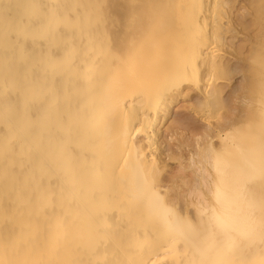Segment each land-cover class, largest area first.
<instances>
[{
	"label": "bare ground",
	"instance_id": "bare-ground-1",
	"mask_svg": "<svg viewBox=\"0 0 264 264\" xmlns=\"http://www.w3.org/2000/svg\"><path fill=\"white\" fill-rule=\"evenodd\" d=\"M234 1L0 0V264H264V0L244 114L162 136L214 123Z\"/></svg>",
	"mask_w": 264,
	"mask_h": 264
},
{
	"label": "rangeland",
	"instance_id": "rangeland-1",
	"mask_svg": "<svg viewBox=\"0 0 264 264\" xmlns=\"http://www.w3.org/2000/svg\"><path fill=\"white\" fill-rule=\"evenodd\" d=\"M236 1V2H235ZM234 2H233V4H234V6H233V10H235L234 11V13H232V18H233V21H234V24H236V27H237V29L235 28V30H236V34L234 35V38L233 37H230V39H233V40H230L229 38H228V40H229V42H227L226 44V46H228V48L232 51V52H234L232 55H229V56H227L226 58L227 59H225L224 61H225V65L226 66H230V67H233L234 68V70H233V72L230 74V75H225V76H227V78L225 77L224 79H222V78H220V84L221 83H223V84H221V87H220V97H219V102H220V106L222 107V108H220V110L218 111V112H216L215 113V119H214V123L213 124H205V123H202V122H195V125H197V126H195V129H197V130H195L194 128H192V130L193 131H196V132H194L193 133V131L192 130H190V126H188L187 124H181V125H175V124H173V122L172 123H170V121L173 119V117H174V115L176 114V113H180V112H182V113H186V114H188L189 115V111H188V108L184 105L185 103H187V101L185 102V103H183V104H181V105H183V106H181L180 105V107L176 110V111H174V113L172 114V118L169 120V125L168 126H170L171 124V126L170 127H168V128H164V130H163V134H162V136L164 137V138H166L165 139V146H168V144L170 145L171 143L172 144H177V146H179L181 149H186V150H184V152L185 153H187V152H189V153H192L191 152V150L189 151V148L190 147H188V145L187 144H190V143H188L187 141L189 140L190 141V139L192 140V141H196V139H198L199 137V139H200V141H199V143L200 144H203V145H201L202 146V150H206V148L208 149L211 145H215L216 143H215V141H216V138H215V136L213 135V134H215V132H216V130L217 131H219V129H221V131L223 132V130H224V128H225V125H227V123H228V121L231 119V116H232V110H233V108L235 109H237V111L240 109V111H242L243 112V108H244V111H246V109H247V107H246V97L247 96H245L246 94H247V91L245 92V90H246V88L245 87H247V82H249V81H246V80H248L249 79V77H248V74H249V70H251L250 69V67L248 66V63H249V59L251 58V60L252 59H254V55H255V51H253V49L255 50L256 49V47H257V45H258V40H260V33H261V31H259L260 30V28H261V26L262 25H259V24H261V23H259L258 22V20H257V15H255V12H256V8H257V6H256V3L257 2H259L258 0L257 1H255V0H235ZM244 2V3H243ZM255 2V3H254ZM247 3H249L250 5H253V4H255L254 6H256V7H254L255 9H253V8H251V9H253V12H252V10H250V12H247L245 9H247L246 7H248V5L249 4H247ZM253 3V4H252ZM235 5H237L236 7H235ZM243 6V5H245L244 6V8H242V7H239V6ZM249 5V6H250ZM244 9V10H243ZM244 13H247V14H244ZM252 12V13H251ZM237 13V14H236ZM257 13V12H256ZM237 17V18H236ZM236 18V19H235ZM255 18V19H254ZM262 29H264V28H262ZM261 29V30H262ZM238 30H239V32H238ZM256 32H258V33H256ZM260 32V33H259ZM238 33H239V35H238ZM255 34V35H254ZM259 36H258V35ZM258 36V37H257ZM255 37V38H254ZM259 38V39H258ZM227 40V41H228ZM257 42V43H256ZM236 47V48H235ZM254 47V48H253ZM252 51L254 52L253 53V55L251 56V54L250 53H252ZM251 56V57H250ZM249 57V58H248ZM228 58H230V59H228ZM229 61V62H228ZM248 62V63H247ZM233 64H234V66L236 67V70H235V67L233 66ZM236 64V65H235ZM239 64V65H238ZM228 66V67H229ZM238 66V67H237ZM249 67V68H248ZM237 68H239V70H237ZM252 71V70H251ZM229 76V77H228ZM246 77H247V79H246ZM223 81V82H222ZM246 84V85H245ZM243 85H244V87H243ZM240 87V88H239ZM243 87V88H242ZM234 88V89H233ZM244 91H243V90ZM248 90V89H247ZM222 93V94H221ZM248 95V94H247ZM223 97V98H222ZM225 97V98H224ZM230 97V98H229ZM194 98L195 97H193L192 99L190 98L189 99V102H192L193 100H194ZM223 100H222V99ZM227 98V99H226ZM229 98V99H228ZM224 99H226V100H230L229 102L228 101H226L228 104L225 106L224 105V103L222 102V101H224ZM236 99V100H235ZM223 103V104H222ZM226 104V103H225ZM246 107V109H245V107ZM185 107V108H184ZM232 109H231V108ZM235 109V110H236ZM230 110V111H229ZM235 110H233L234 111V114L236 113V114H239L240 112L238 111H235ZM222 111V112H221ZM243 114H244V112H243ZM231 115V116H230ZM191 116V115H190ZM229 116H230V118H229ZM222 117V118H221ZM226 117V118H225ZM228 117V118H227ZM232 117H234V115L232 116ZM196 119V118H195ZM227 119H228V121H227ZM223 121V122H222ZM227 121V122H226ZM218 122H219V124H218ZM198 124H200V125H198ZM184 127H183V126ZM210 125V126H209ZM220 125V126H219ZM221 125H224V126H221ZM180 126H182V127H180ZM201 126H202V128H201ZM174 127V128H173ZM178 127V128H177ZM188 129H187V128ZM207 127V128H206ZM219 127V128H218ZM224 127V128H223ZM171 128H172V130H171ZM176 128V129H175ZM180 128V129H179ZM205 128V129H204ZM167 129V130H166ZM173 129H175V130H173ZM185 129H187V130H185ZM199 129L201 130V131H199ZM170 130H171V132H170ZM183 130V131H182ZM213 130V131H212ZM174 131H176V132H174ZM182 131V132H181ZM185 131H186V134H185ZM192 131V132H191ZM173 132V133H172ZM198 132V133H197ZM181 134V135H180ZM188 134V135H187ZM204 134V135H203ZM189 135H191V136H189ZM198 135H200V136H198ZM203 135V136H202ZM206 135V136H205ZM213 135V136H212ZM167 136V137H166ZM186 136V137H185ZM212 136V137H211ZM190 137V138H189ZM208 137V138H207ZM185 138V139H184ZM187 138V139H186ZM201 138H202V140H201ZM169 139V140H168ZM166 140H168V141H166ZM185 140V141H184ZM211 140V141H210ZM213 140V141H212ZM171 141V142H170ZM173 141V142H172ZM170 142V143H169ZM217 142V141H216ZM166 143H168V144H166ZM211 144L210 146H208L209 144ZM213 143V144H212ZM205 144V145H204ZM208 146V147H207ZM184 147V148H183ZM205 147V148H204ZM167 148V147H166ZM169 148V147H168ZM167 151V153H170L169 152V150L167 149L166 150ZM194 151V150H193ZM185 156H187L188 157V155L187 154H185ZM188 160V159H187ZM185 161V163L183 164L184 165V167H185V171L187 172L185 175H184V173H185V171H183V172H180L181 174H179V172L178 171H176L177 169H179L178 168V165H179V161L177 160V159H172V160H169L168 159V165H167V167L165 168V170L163 171V172H161V173H159V177H163L164 178V176H165V179L163 180V182H165V183H167L169 186L168 187H170V188H168V190H172V193L173 194H181V192H182V194L181 195H185V196H187L188 194H192V189H193V191L194 190H197V191H200V190H205L206 189V186L204 185V182L206 183V181H204V177H202L201 179H200V176H199V170H198V168L193 164V162L191 161V159L189 158V164H188V161ZM187 162V163H186ZM191 163V164H190ZM173 165V166H172ZM190 166V167H189ZM187 167V168H186ZM191 168V169H190ZM194 170H193V169ZM197 168V169H196ZM166 169H167V171L168 172H166ZM171 170V172L172 171H176V172H178L177 173V175L179 176H182V177H179L178 178V176L176 177H173L172 175H171V172H169L170 170ZM190 170V171H189ZM195 171V172H194ZM198 171V172H197ZM164 175V176H163ZM184 175V176H183ZM187 175V176H186ZM168 176V177H167ZM185 176H186V178H185ZM189 176V177H188ZM173 177V178H172ZM184 178V179H183ZM187 178H188V180H187ZM189 178H191V179H189ZM196 179L197 178V180H193V179ZM167 179V180H166ZM183 179V181H181ZM190 180V181H189ZM185 181V182H184ZM197 181V182H196ZM188 182V183H187ZM195 184H194V183ZM186 183V184H185ZM193 184H194V186H193ZM201 185H203V186H201ZM191 187V188H190ZM194 187V188H193ZM197 187V188H196ZM190 188V189H189ZM196 188V189H195ZM200 188V189H199ZM204 188V189H203ZM187 189V190H186ZM188 189H189V191H188ZM179 190V191H178ZM185 190V191H184ZM175 191V192H174ZM194 195V194H193Z\"/></svg>",
	"mask_w": 264,
	"mask_h": 264
}]
</instances>
